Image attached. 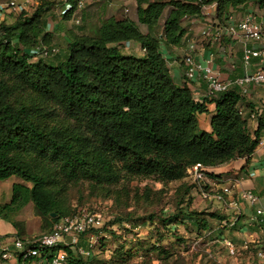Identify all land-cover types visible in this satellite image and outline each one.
Returning a JSON list of instances; mask_svg holds the SVG:
<instances>
[{"label":"trees","instance_id":"obj_1","mask_svg":"<svg viewBox=\"0 0 264 264\" xmlns=\"http://www.w3.org/2000/svg\"><path fill=\"white\" fill-rule=\"evenodd\" d=\"M66 1L70 11L77 8L79 0ZM135 2L137 23L148 28L158 26L171 8L159 37L142 34L128 18L109 17L95 35L74 36L59 59L57 54L32 60L26 52L50 44L46 0L30 15L21 11L11 24L0 22V181L17 177L31 184L13 185L11 202L0 205V216L31 202L35 215L50 225L46 233L75 212L67 215L59 179L104 189L138 179L176 182L196 164L213 168L248 158L258 146L261 128L249 130L238 109L243 96L238 89L194 101L186 85L174 82L159 51L162 41L178 46L185 35L182 21L198 16L203 7L213 6L217 21L224 23L248 0ZM256 4L264 8V0ZM129 41L141 46L142 57L122 54V44ZM26 90L35 99L26 101ZM209 104L214 111L206 132L199 129V116L209 113ZM195 216L178 212L163 222L196 221ZM61 248L69 264H83L80 255ZM256 251L250 246L246 254L255 259Z\"/></svg>","mask_w":264,"mask_h":264},{"label":"rangeland","instance_id":"obj_2","mask_svg":"<svg viewBox=\"0 0 264 264\" xmlns=\"http://www.w3.org/2000/svg\"><path fill=\"white\" fill-rule=\"evenodd\" d=\"M22 1L15 0V3L19 5ZM107 5L105 0L95 4L98 13L95 20L100 21L103 17V22L107 19ZM34 9V4H20L16 12L7 15L6 21L11 23L21 11L30 15ZM170 10V7L165 9L156 34L161 33ZM118 13L123 14L122 7ZM97 29L94 25L91 35H95ZM34 95L26 90L22 97L29 102L35 99ZM208 106L212 110V104ZM210 116H199L200 130L211 131ZM59 181L58 188L68 210L67 215L78 208L102 214L103 228L98 231V242L88 256H80L83 264H248L251 261L249 257L235 258L229 255L225 243L230 240L223 237L222 232L232 227L233 218L225 222L211 218V214L227 216L220 208H213L199 198L197 185L188 173L184 179L176 182L138 179L120 182L106 189L94 187L84 180ZM14 183L31 186L17 177L0 181L1 206L11 202ZM178 212H194L196 221L181 217L182 221L178 223L163 222ZM0 220L5 236L22 239L42 234L50 226L35 215L31 202L21 211H5ZM80 246L84 251H89L85 238L81 239Z\"/></svg>","mask_w":264,"mask_h":264},{"label":"crops","instance_id":"obj_3","mask_svg":"<svg viewBox=\"0 0 264 264\" xmlns=\"http://www.w3.org/2000/svg\"><path fill=\"white\" fill-rule=\"evenodd\" d=\"M13 1L15 0H0V22L4 21L6 24H11L14 21L11 23L6 21L7 15L11 13L1 10L2 6ZM46 1L50 3L49 6H46L48 11L46 13L45 33L50 37V44L47 46L56 47L59 50L55 59L64 55L67 44L74 36L91 35L94 25L99 28L102 23L103 17L100 18V21L95 20V16L98 14L95 6L97 1L82 0V5L73 11H68L65 7L66 0ZM24 2L25 0L19 5ZM38 2L40 0L28 5L37 6ZM105 2L108 3L105 18H128L137 25L142 34H149L152 37L160 36V32L156 34L157 26L148 28L137 23L135 0H105ZM121 7L123 14L118 13ZM76 14L81 17V25L79 26L74 24ZM247 14H253L257 22L264 26V8H259L256 0H248L244 7L231 11L228 20L224 23L217 21L213 6H206L202 8L198 16L188 17L182 21L181 25L185 30V35L178 46H168L163 41L161 42L159 51L166 61L171 77L176 84L186 85L189 88L194 101L202 102L204 99H210V97L207 85L201 77L193 82H187L185 79V67L182 58L187 53H190L198 63L209 65L219 75V79L224 82L235 80L258 70H264V55L253 59L251 65L246 68L242 64L244 46L248 44L250 48L257 49L256 43H246L239 36L233 37L225 32V26L229 24V21H240ZM217 33H220V38L218 41H214L212 36ZM121 52L123 55L135 57L144 55V50L134 41L123 43ZM211 107H213L212 110L208 108L209 113L206 115L212 116L214 105L212 104ZM238 109L241 115L247 119L248 128L251 132L256 131L260 126L259 140L263 139L264 89L250 87L247 94L242 96ZM252 115L255 116L254 119L251 118ZM207 173L208 176L203 183L207 187L206 190L210 192L211 198L206 201V204L213 208H220L221 212L226 214L227 221H231L235 212L232 210L224 211L221 203L213 198L214 195L221 194L225 199L233 200L240 212L239 220L235 225L231 223L232 227L226 228L222 232V236H226L236 246L248 243L251 247L264 250V223L258 226L249 220L257 209H264V145H258L248 158L208 168ZM243 192H251L257 197V201L250 205L241 198L240 194ZM3 230L4 225L2 224L4 234ZM244 257L256 261L252 257V253H245ZM257 261L259 262V259ZM262 262L264 264V260Z\"/></svg>","mask_w":264,"mask_h":264},{"label":"built area","instance_id":"obj_4","mask_svg":"<svg viewBox=\"0 0 264 264\" xmlns=\"http://www.w3.org/2000/svg\"><path fill=\"white\" fill-rule=\"evenodd\" d=\"M38 0H25L24 4L34 3ZM100 1V0H94ZM82 5V0L78 1L77 8ZM19 5L15 1L1 7L2 11L14 13ZM65 7L69 11L71 6L66 1ZM228 20V19H227ZM231 20V18H230ZM74 24L81 25V17L76 14ZM225 32L231 36H239L246 43H256L257 49H252L246 44L243 48L242 64L246 68L251 65V61L264 55V26L257 22L253 14L245 15L240 21H229L225 26ZM214 41H218L220 33L212 36ZM26 52L34 59H51L56 56L59 50L56 47L38 45ZM185 67V79L187 82H193L198 77L207 85L209 97L232 88L239 90L241 95H246L250 87H261L264 89V70H258L251 74H245L242 77L232 81H221L219 75L209 65L198 63L194 57L187 53L182 58ZM255 118V116H251ZM258 145H264V138L259 140ZM207 169L201 164H196L187 169L188 176L191 177L194 184L197 185V193L200 199L207 201L211 194L204 187ZM228 193V192H227ZM247 203L253 205L257 197L251 192L240 194ZM222 205L224 211H234L233 223L239 220L240 212L233 200H227L221 194L214 197ZM250 222L255 225L264 223V209H257L250 217ZM103 228L102 214L96 211H90L86 208H78L73 214L65 216L54 222L50 230L44 234L30 236L22 239L19 237L5 236L2 232V222L0 220V264H69L67 255L63 248H68L75 255H89L94 245L98 242V231ZM86 239L89 251H84L78 244L81 239ZM228 253L231 257H244L249 251L250 244L244 243L241 246L234 245L231 241L225 243ZM256 261H249L248 264H263L264 250L257 248L255 253ZM259 259V262L257 261Z\"/></svg>","mask_w":264,"mask_h":264},{"label":"water","instance_id":"obj_5","mask_svg":"<svg viewBox=\"0 0 264 264\" xmlns=\"http://www.w3.org/2000/svg\"><path fill=\"white\" fill-rule=\"evenodd\" d=\"M52 217H55V215L53 214Z\"/></svg>","mask_w":264,"mask_h":264}]
</instances>
